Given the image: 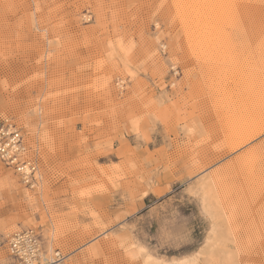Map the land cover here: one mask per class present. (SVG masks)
<instances>
[{
    "label": "rangeland",
    "instance_id": "1",
    "mask_svg": "<svg viewBox=\"0 0 264 264\" xmlns=\"http://www.w3.org/2000/svg\"><path fill=\"white\" fill-rule=\"evenodd\" d=\"M191 1L0 0V120L39 161L33 189L0 161V264L27 228L63 264H264V133L228 143L264 99V0L198 30Z\"/></svg>",
    "mask_w": 264,
    "mask_h": 264
},
{
    "label": "built area",
    "instance_id": "2",
    "mask_svg": "<svg viewBox=\"0 0 264 264\" xmlns=\"http://www.w3.org/2000/svg\"><path fill=\"white\" fill-rule=\"evenodd\" d=\"M25 142L13 120H0V161L31 186L39 172V161L37 154L26 152ZM64 259L59 250L51 252L48 241L33 229L17 232L7 241L8 264H58Z\"/></svg>",
    "mask_w": 264,
    "mask_h": 264
},
{
    "label": "bare ground",
    "instance_id": "3",
    "mask_svg": "<svg viewBox=\"0 0 264 264\" xmlns=\"http://www.w3.org/2000/svg\"><path fill=\"white\" fill-rule=\"evenodd\" d=\"M185 1L188 2L189 0H185ZM194 1L195 0L189 2V4L191 3V8L195 7L194 10L196 9L195 10L196 23L194 22V24H195V28L198 30V26L203 21L202 20V15L203 14L201 13L202 8L204 6L203 4H205L206 7H207V5H209L210 3L213 4L214 0L213 1L212 0H196V3H194V7H193V2ZM209 7H211V6H209ZM261 92H260V94H261ZM262 95H264V94H262ZM261 98H262V96H261ZM255 100H257V99H255ZM247 101H248V103H244V104L242 103L243 105L241 106V108H239L240 110L238 111V113H240L239 114L240 120L237 119L236 124L234 123V127L232 126L233 127V129H232V138H230V140L228 142L229 143L230 152L238 151L239 149H241L242 147L248 145L249 143H251L253 140H255L256 138H258L260 135H262L264 133V114H262V113H264V99L262 101H259V102H256V103H255V101H253L254 103H249V100H247ZM25 146H26V142H25ZM26 148H27V146H26ZM27 150H28V148L26 149V152H27ZM252 153L253 152H251V150H248V152H245L242 156H240L236 160V162L234 161L235 162L234 165H236V166L242 165L244 167L245 166V162L247 163L250 159H252V155H253ZM8 169H10V170H12L14 172V170L12 168H8ZM14 174L19 177L18 173L14 172ZM36 175H37V173H36ZM7 179L9 181V183H10L9 185L14 186L15 183L12 182L9 178H7ZM20 179H21V181H22V183L24 185H26L27 187H30V188L32 187L31 189H33L36 186V184H37V181H34L33 183L30 182V184H31V186H30L29 184H27L24 181L25 179H23V178H20ZM27 229H23V230L14 232L11 235H9V237L7 239H9L13 234H15L17 232L25 231ZM29 229H32V228H29ZM33 230H35L37 233H40L37 229H33ZM64 262H65V259L62 260L61 262H59L58 264H63Z\"/></svg>",
    "mask_w": 264,
    "mask_h": 264
}]
</instances>
